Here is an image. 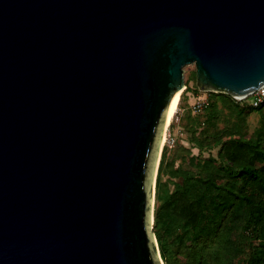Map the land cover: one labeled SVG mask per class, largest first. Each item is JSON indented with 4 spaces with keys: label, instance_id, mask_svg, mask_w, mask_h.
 Masks as SVG:
<instances>
[{
    "label": "water",
    "instance_id": "95a60500",
    "mask_svg": "<svg viewBox=\"0 0 264 264\" xmlns=\"http://www.w3.org/2000/svg\"><path fill=\"white\" fill-rule=\"evenodd\" d=\"M264 86V0H0V264H165L162 139L184 67Z\"/></svg>",
    "mask_w": 264,
    "mask_h": 264
},
{
    "label": "trees",
    "instance_id": "16d2710c",
    "mask_svg": "<svg viewBox=\"0 0 264 264\" xmlns=\"http://www.w3.org/2000/svg\"><path fill=\"white\" fill-rule=\"evenodd\" d=\"M190 79L201 92L196 71ZM208 93L204 111L188 113L190 140L202 151L218 148L217 157H200L186 168L167 164L164 153L159 165L154 232L161 257L165 264H264V103ZM223 108L232 123L220 129ZM253 112L261 113L260 125L249 134Z\"/></svg>",
    "mask_w": 264,
    "mask_h": 264
},
{
    "label": "rangeland",
    "instance_id": "374dc122",
    "mask_svg": "<svg viewBox=\"0 0 264 264\" xmlns=\"http://www.w3.org/2000/svg\"><path fill=\"white\" fill-rule=\"evenodd\" d=\"M193 71H195L194 64H188L184 67L185 87L181 89L180 102L178 104L177 111L175 113V116L173 117V120L167 127V137L164 143L162 139L160 162L162 160L163 154L165 153V162L167 164L174 163V165H172L173 167L183 166L186 168H191L200 157H217L218 155V148L205 149L202 151L190 140L192 136V130L189 127L190 120L188 117V113L191 111L192 114H194L193 112L200 111L194 109L193 105L197 98H199V96L205 98L209 97L208 92H196L192 89L191 86H194V80L190 79V75ZM186 86H188L190 89L186 90ZM220 106H222L221 103ZM203 109H201V111ZM203 113L204 112H202L201 114ZM260 118V112H253L247 117L246 124L249 134L253 133L254 130L260 125ZM231 120L232 118L230 113L228 112V109L223 108V118L219 123V128L223 129L225 126L230 125L232 123ZM167 180L169 181V175H164L162 177V181L166 182ZM174 180H177V178ZM168 186L170 188V191L174 190V184L172 182H168ZM157 205L158 202L155 193L154 212ZM178 211H184V209L182 208V204L179 205Z\"/></svg>",
    "mask_w": 264,
    "mask_h": 264
},
{
    "label": "built area",
    "instance_id": "2783aa9c",
    "mask_svg": "<svg viewBox=\"0 0 264 264\" xmlns=\"http://www.w3.org/2000/svg\"><path fill=\"white\" fill-rule=\"evenodd\" d=\"M238 102L250 106H259L264 103V86L257 89L253 93L243 96V97H234ZM207 98L199 96L194 102V109L201 110L206 106Z\"/></svg>",
    "mask_w": 264,
    "mask_h": 264
},
{
    "label": "bare ground",
    "instance_id": "6f19581e",
    "mask_svg": "<svg viewBox=\"0 0 264 264\" xmlns=\"http://www.w3.org/2000/svg\"><path fill=\"white\" fill-rule=\"evenodd\" d=\"M180 92H181V90H179L175 94V96H174V98H173V100L171 102V105L169 107L168 114H167V119H166V124H165V133H164V137H163V143L165 142L166 137H167V127L169 126V124L173 120V117L175 116V113L177 111V107H178V104L180 102Z\"/></svg>",
    "mask_w": 264,
    "mask_h": 264
}]
</instances>
